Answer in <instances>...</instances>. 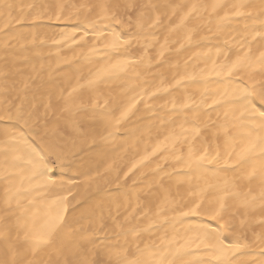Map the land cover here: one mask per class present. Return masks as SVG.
<instances>
[{
    "label": "bare ground",
    "instance_id": "1",
    "mask_svg": "<svg viewBox=\"0 0 264 264\" xmlns=\"http://www.w3.org/2000/svg\"><path fill=\"white\" fill-rule=\"evenodd\" d=\"M261 91L264 0H0V264H264Z\"/></svg>",
    "mask_w": 264,
    "mask_h": 264
},
{
    "label": "snow or ice",
    "instance_id": "2",
    "mask_svg": "<svg viewBox=\"0 0 264 264\" xmlns=\"http://www.w3.org/2000/svg\"><path fill=\"white\" fill-rule=\"evenodd\" d=\"M6 7H11V5H6ZM80 7L81 8H84V7L99 8L101 10V12H103L106 15L112 10V6L107 4V3H101V4H97V5H92V6L81 5ZM112 18H115V13L112 14ZM116 23H120V21L116 20ZM234 67H235V65H234ZM259 98L262 101V106H264V91H261V93L259 94ZM261 116L264 117V111H261ZM0 119H9L10 120V119H12V117L11 116L0 117ZM18 119H22V117H18ZM262 127H264V124H262ZM252 147H254V145L249 144V146L247 148L242 149V152L243 153L250 152ZM262 154H264V153H262ZM109 167H111V165H109ZM43 240H44V236H40L37 238V242H43ZM174 255H175V252L160 251L157 259H155L154 261H147V262H145V264H177L176 261L169 259V256H174Z\"/></svg>",
    "mask_w": 264,
    "mask_h": 264
}]
</instances>
